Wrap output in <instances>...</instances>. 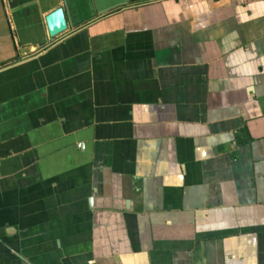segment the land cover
I'll use <instances>...</instances> for the list:
<instances>
[{"label":"crops","instance_id":"obj_1","mask_svg":"<svg viewBox=\"0 0 264 264\" xmlns=\"http://www.w3.org/2000/svg\"><path fill=\"white\" fill-rule=\"evenodd\" d=\"M1 63L0 264H264V0H0Z\"/></svg>","mask_w":264,"mask_h":264},{"label":"water","instance_id":"obj_2","mask_svg":"<svg viewBox=\"0 0 264 264\" xmlns=\"http://www.w3.org/2000/svg\"><path fill=\"white\" fill-rule=\"evenodd\" d=\"M48 33L50 36H55L66 29L67 23L62 8H57L46 18Z\"/></svg>","mask_w":264,"mask_h":264},{"label":"trees","instance_id":"obj_3","mask_svg":"<svg viewBox=\"0 0 264 264\" xmlns=\"http://www.w3.org/2000/svg\"><path fill=\"white\" fill-rule=\"evenodd\" d=\"M5 63V62H4ZM4 63H1L0 65H3Z\"/></svg>","mask_w":264,"mask_h":264}]
</instances>
